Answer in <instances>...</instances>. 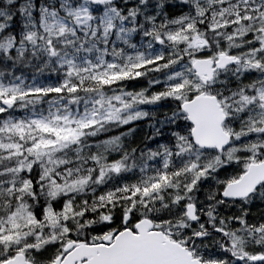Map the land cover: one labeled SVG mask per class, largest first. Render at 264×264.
I'll return each mask as SVG.
<instances>
[{"label": "snow or ice", "instance_id": "1", "mask_svg": "<svg viewBox=\"0 0 264 264\" xmlns=\"http://www.w3.org/2000/svg\"><path fill=\"white\" fill-rule=\"evenodd\" d=\"M0 264H264V0H0Z\"/></svg>", "mask_w": 264, "mask_h": 264}]
</instances>
